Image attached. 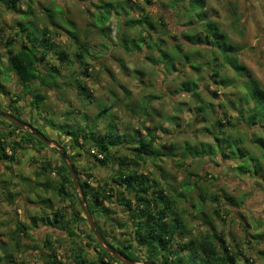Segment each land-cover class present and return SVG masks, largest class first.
<instances>
[{
	"label": "rangeland",
	"instance_id": "rangeland-1",
	"mask_svg": "<svg viewBox=\"0 0 264 264\" xmlns=\"http://www.w3.org/2000/svg\"><path fill=\"white\" fill-rule=\"evenodd\" d=\"M205 1L207 18L218 23L222 33L227 36L229 46L236 51L235 57L238 63L246 68L248 74L264 89V0ZM170 2L171 0H163V3L154 0L151 5L137 2L154 21H157L161 15H166L165 27L158 26L157 31L151 33L153 40L164 42L166 51L173 50L179 42L175 39L181 40L187 31L201 33V25L199 23L188 25V18L184 15L178 17L177 12L170 8ZM53 3L60 4L64 8L67 17L75 23L82 39L85 35L88 36L89 49L92 53L88 61L92 68L89 71L91 77L84 83L89 87L93 99L90 103L83 97H79L77 91L69 84L70 80L63 81V83L60 82V89L47 92L45 104L39 112L34 111V115L43 124L54 122L59 125V130L55 126L53 128L48 125L49 135L54 136L63 147H69L68 152L72 155L70 157L78 163L68 159L71 163H75L80 182L88 181L94 189L103 181L111 182L116 175V166L101 167L94 158L95 151L91 150L87 153L88 148L80 151L82 156H77L79 150L70 148L71 143L62 132L66 129L62 126L69 121L76 120L77 123L76 121L75 123L81 128L86 125L92 127L96 125L97 130L102 132L108 121L113 119L119 127L118 133L125 129L131 133L139 129L144 135L146 131L142 127L143 124L145 127H158V146L176 143L177 146L184 147L187 142L191 144L210 142V136L203 130L204 124L195 117L193 109L196 101L189 94L177 93V91L185 81L197 82L201 87L204 101H211L216 111L224 110L222 107L226 103L225 99L228 100L232 94L236 93L238 84L235 82L224 90L223 85L214 83L212 78L214 71L222 70V77L228 76L230 79L237 80L238 78L231 65L224 60L226 59L224 50L227 46L223 37L219 39L221 46L216 47L215 53L210 49L211 45L208 49V46L202 43L197 46H187L183 43V52L189 55L195 54L196 58L191 63L199 70L193 69L191 64H182L180 59L177 60L175 68L171 69L166 64L148 60L152 57L157 61L160 52L150 50L146 44L129 49L120 46L118 36L120 25L115 17H112L108 24L111 28L109 38L100 35L99 31L91 26L94 22L95 9L91 8L92 4L89 0H39L35 9L37 16L43 12L44 5ZM180 5L184 7L185 2H181ZM20 7L23 11L27 10V0H22ZM132 13L135 18L143 15L136 6ZM24 18L0 8V83L4 84L6 93L18 89L17 92L21 96L19 103L24 108L28 106L30 108L31 96L22 95V88L18 85L17 77L9 71L7 64L9 50L13 48L11 42L14 44L21 40L18 23L25 22ZM60 33L58 44L71 55L75 48L71 43L73 40L65 30H61ZM215 89L217 91L220 89L218 98L211 95ZM32 93L35 94L36 91ZM235 100L239 101V99ZM107 107L111 108L107 117L97 119V115ZM140 107H145V113L149 116L139 113ZM29 108L24 111L32 115V107ZM130 108L137 110L138 114H132ZM82 115H87L86 122L80 121ZM230 115L236 117V120H232V124H237L239 115L237 113H230ZM173 118H176V121H173ZM227 129L230 133L239 132L245 140L254 134H261L255 128L247 129L245 125L237 126V128L231 125ZM42 132L45 133V130L42 129ZM234 137L237 136L234 135ZM220 144L223 142L220 141ZM245 148L248 149L247 146ZM249 149L254 151L252 148ZM203 150L207 152L209 148L205 147ZM254 153L258 154L256 150ZM123 154L129 157L126 153ZM187 159L186 166H180L177 160L164 159V162L158 163L162 169L156 168L150 160H147L139 171L151 180H158L161 187L166 188L167 193L168 188L175 191L171 195L170 192L168 194L171 197L175 196L173 198L177 201L178 211L182 214L181 219L188 227L189 234L196 237L203 236L206 232L217 234L218 237H224L232 243L235 251L242 250L245 258L247 257L250 262L264 264V242L255 244L253 239L256 235L264 236V182L251 176H237L232 165L219 160V165L208 160L199 162L200 160H193L190 153ZM26 163L27 158H23L18 167L16 163H8L7 166H11L13 172L0 175V264H47L50 251L45 246V242L49 240V246L54 249L58 259L64 264H75L73 253L81 249L87 264H102L95 242L89 238L91 231L80 206L79 193L74 192L69 186L67 190L70 197L59 196L54 187L44 189L39 186L36 190L29 192L19 178L15 177L20 167H22L20 176L23 180L32 177L31 171L24 168ZM88 174H91L93 178L87 179ZM190 174L200 175V178ZM186 183H190L197 194L201 193L202 188L207 189L212 195L223 197L230 194L236 197L238 204L243 202V205L241 207L225 206L228 203L222 198L223 204L207 202L196 209L194 200L176 197L184 193L183 186ZM58 184L59 181H56L53 186ZM87 204L88 206L92 204L91 199L87 201ZM69 205L70 208H68ZM102 207L108 211H119L118 215L109 214V217L115 219V223H122L121 219L125 215L122 207L116 208V205L108 202L103 203ZM62 208L66 209L62 227L71 228L74 234L78 235L75 238L70 237L65 230L53 228L50 225L56 211ZM216 212H219V216ZM73 214H78L77 224L72 222ZM93 219L107 236L108 242L105 240L107 243L112 242L113 239L118 242L129 239L128 230L119 229L115 225L113 228L103 213H98ZM68 222H70L69 225ZM18 225L27 227L29 236L21 234L17 248L12 235ZM7 255L13 258L5 260L4 257ZM139 255V258L135 257V259L139 262H148L145 251L140 252ZM241 260L244 261V257Z\"/></svg>",
	"mask_w": 264,
	"mask_h": 264
},
{
	"label": "trees",
	"instance_id": "trees-1",
	"mask_svg": "<svg viewBox=\"0 0 264 264\" xmlns=\"http://www.w3.org/2000/svg\"><path fill=\"white\" fill-rule=\"evenodd\" d=\"M89 1L92 4L91 8L95 9L94 22L91 26L97 29L100 35L109 38L111 28L108 24L110 19L115 17L120 25L118 33L120 46L129 49L146 44L150 50L160 52L157 61L152 57L148 60L166 64L171 69L175 68L177 60L180 59L182 64H191L193 69L199 70L191 63L196 58L195 54L189 55L187 52H183V43L187 46H197L202 43V45L208 46V49L211 45L212 48L210 47V49L215 53L217 52L216 47L220 48L221 46L219 39L223 37L226 41L225 46H227L224 50L226 57L224 60L228 65H231L238 78L237 80L230 79L228 76L222 77V70L214 71L212 77L214 83L223 85L224 90L227 89L228 85L230 86L235 82L238 84L236 85V93L232 94L228 100L225 99L226 103L223 104L222 109L224 110L222 112L216 111L211 101H204L201 87L197 82L188 80L178 88L177 93H187L196 101L193 109L195 117L204 124L203 130L210 136V142L202 141L198 144L187 142L184 147H179L176 143L158 146V127L150 128L143 124L142 127L146 131L145 135L139 129L132 130V133L125 129L118 133L119 127L113 119L108 121L102 132L97 130L96 125L93 127L86 125V127L81 128L76 124V120V123L69 121L62 126L66 127L62 132L71 143L70 148L79 150L77 156H82L80 151L88 148L87 153H90L91 150L95 151L94 158L101 167L116 166V175L113 176L112 181H103L95 189L90 186L88 181H81L87 201L91 199L92 202L89 204L92 216L103 213L113 228L116 226L119 229L128 230L129 239L123 242L113 239L112 242L108 243L109 246L123 257L134 262H139L137 259L140 252L144 253L145 251L148 256L146 260L156 264H255L254 261L250 262L247 257L245 258L242 250L235 251L232 243L224 237H218L217 234L211 232H206L205 235L199 237L189 234L188 227L181 219L182 214L178 211L177 201L173 198L175 196H170L175 191L168 188L169 195V192L167 193L166 188L161 187L158 180H151L141 174L139 169L147 160H150L156 168L160 169L162 167L158 163L164 162V159L177 160L180 166H186L187 156L190 153L194 158L193 160H200L199 162L208 160L218 165L220 164L219 161L227 163L234 167L233 170L237 176H251L264 182V89L258 81L248 74L246 68L238 63L235 57L236 51L232 46H229L227 36L222 33L218 23L207 18L205 0H187V2L186 0H171L169 6L177 12V16L182 17L181 15H184L188 18V25L199 23L201 33L187 31L181 40L175 39L179 42L170 51L164 49L163 41L151 38L152 31H157L158 26L165 27L166 15L163 14L157 21H154L148 13H145V9L137 4L138 1H141L151 5L154 0ZM157 1L163 3V0ZM21 2L22 0H0V8L25 17V22L20 21L18 23L22 34H19L21 40L14 44L11 42L13 48L9 50L7 64L9 71L17 77L18 85L22 88V95L29 94L31 96L30 106L33 111L39 112L47 100V92L60 89V82H67V80H70L69 84L77 91L79 97H83L91 103L93 98L90 89L84 83L91 77L89 71L92 68L88 61L92 55L89 49L88 36L85 35L83 39L81 38L75 23L67 17V13L60 4L44 5L43 12L37 16L35 9L39 0H27L28 7L25 11L20 7ZM181 2H185L184 7L180 5ZM134 6L142 11L143 15L135 18L132 13ZM61 30H65L73 40L71 43L75 48L73 47L74 51L71 55L58 44ZM0 88L5 92L1 83ZM34 90L36 91L35 94L32 93ZM219 91L220 89L218 91L215 89L211 93L212 97L218 98ZM16 97L21 99V96L17 94ZM235 99H239V101L236 102ZM109 110L111 108H105L103 112L101 111L97 115V119L106 118ZM139 111V113L149 116L145 113V107H140ZM130 112L134 115L138 114L137 110L133 108H130ZM230 113L239 115L237 124H232V120H236V117L231 116ZM82 120L86 122L87 115H82L80 121ZM172 120L176 121V118ZM48 125L53 128L55 126L59 130V125L54 122H49ZM231 125L235 128L245 125L247 129L255 128L261 134H254L245 140L239 132L230 133L228 131L227 128ZM234 135L237 137L235 138ZM220 136L222 137L220 138ZM6 141L7 136L1 135L0 145L4 153L6 146H10V144L7 145ZM34 141H37L34 136L23 137L20 143H14L15 146L12 147V150L17 153L22 144L34 145ZM220 141L223 144H220ZM246 146L248 149L245 148ZM205 147L209 148L207 152L203 150ZM249 148L254 149V151L252 152ZM66 150L65 148V155L70 158ZM255 150L258 154L254 153ZM123 153L129 157L124 156ZM10 160L14 161V158ZM58 172L61 180L57 186L55 185L56 187L51 185L50 188L54 187L59 196L70 197L67 186L71 187L74 192L76 189L64 163ZM190 176L200 178V175L190 174ZM92 178L91 174L87 175V179ZM183 188L184 193L176 197H182L189 201L194 200L196 209H199L202 203L214 201L220 204L222 198L228 203L225 206L241 207L243 205V202L238 204L236 197L230 194L223 197L222 195H212L204 188L200 189L201 193L197 194L190 183H186ZM105 202L125 210L121 224L115 223V219L109 217V214L118 215L119 211L104 210L102 206ZM65 212V208L56 211L50 225L53 228L65 230L70 237L75 238L78 235H75L71 228L64 229L62 227ZM216 214L219 216V212ZM77 218L78 214H73V224H77ZM35 223L34 221V225ZM95 223L100 235L108 242L107 236L100 230L97 222ZM67 224L69 225L70 222ZM23 233L29 236L27 227L18 225L14 235H12L17 248L19 246L17 243ZM89 238L95 242L100 263L110 264V262L116 261L113 255L101 247L92 232H90ZM253 239L255 244L264 242L263 235H256ZM49 241L45 242V246L50 251L47 264H64L58 259L54 249L49 246ZM140 248L141 250H139ZM242 257H244V261L241 260ZM4 258L8 260L13 257L7 255ZM73 262L75 264H87L82 249L73 253Z\"/></svg>",
	"mask_w": 264,
	"mask_h": 264
},
{
	"label": "flooded vegetation",
	"instance_id": "flooded-vegetation-1",
	"mask_svg": "<svg viewBox=\"0 0 264 264\" xmlns=\"http://www.w3.org/2000/svg\"><path fill=\"white\" fill-rule=\"evenodd\" d=\"M2 85L4 86V84ZM17 90L18 89H15L13 90V92L11 91L6 93V90L4 92L2 88H0V100H1L0 111L18 119L23 124H25L27 128L26 129L19 128L18 126L14 125L12 122L0 117V136L1 135L7 136V141H6L7 145L10 144V146H6L5 153L0 145V175H7V173H9L10 171L13 172L11 166H7L8 163L11 164L16 163L17 167L20 166L21 160L23 158H27L28 156L27 152L29 151L30 156L28 157L27 163L24 168H27L31 171L32 177L25 178L24 180L30 182L31 185H33L34 188L32 190H36L39 186L43 187L44 189H49L50 186L51 185L53 186L56 181L60 182L61 180L60 177L58 176L59 175L58 171L63 163L60 152L62 151L63 154L65 155L64 150L65 148L68 150L69 147H63L54 136L52 137L49 135L48 124L47 123L43 124L40 120H37L35 118L34 115L35 113L33 111V108L31 109V107L29 108V106L24 108L23 105L19 103L20 99L16 97V94L19 96L20 94L17 92ZM27 108L32 110V115L24 111ZM28 127H33L37 131L41 132L44 135V137L47 139V141L50 143V145H47L39 138L31 134ZM42 129L45 130V133L42 132ZM30 136H34L37 140L33 142L34 145L22 144V147L18 148L17 153H14L12 150V147L15 146L14 143L16 142L20 143L23 137L30 138ZM67 150L66 153L69 155V157L72 156L69 154ZM24 151L26 152L23 153ZM65 157L69 161L66 155ZM11 158H14V161H11L10 160ZM70 160H72L73 162L75 161L74 159H72V157H70ZM75 163H78V161H75ZM75 163H72L73 167H76ZM19 174L21 175L20 169L18 173L16 172L15 177L18 178ZM43 183L45 184L43 185ZM115 262H117V260L114 261L113 264ZM118 263L123 264L121 262Z\"/></svg>",
	"mask_w": 264,
	"mask_h": 264
},
{
	"label": "water",
	"instance_id": "water-1",
	"mask_svg": "<svg viewBox=\"0 0 264 264\" xmlns=\"http://www.w3.org/2000/svg\"><path fill=\"white\" fill-rule=\"evenodd\" d=\"M0 117L12 122L14 125L18 126L19 128H22V129L27 128L25 124H23L21 121H19L18 119L14 118L13 116H11L9 114H6V113L0 111ZM28 128H29L31 134H33L35 137L39 138L41 141H43L47 145H50V143L47 141V139L44 137V135L41 132L37 131L33 127H28ZM25 152L26 151H24L23 153H25ZM27 153H28V156H27V159H28V157L30 156V152L28 151ZM60 155H61L63 163L65 164V166L67 167V169L69 171L73 185H74L76 191L79 193L80 206H81L82 212L84 213L85 220L88 223L90 231L93 233V235L95 236L96 240L99 242L101 247L104 248L108 253H110L111 255H113L115 257L117 262H115L114 264H118V262H121L123 264H156V263H152V262H133V261L123 257L122 255H120L118 252H116L114 249H112L109 246V244L105 241V239L100 235V233H99V231L95 225L93 216H92L90 209H89V206L87 204V198L85 196L82 185L79 182L76 170L74 169L72 163L66 159V157L62 151L60 152ZM21 169H22V167H20V170ZM18 178L21 181V183L27 187L28 191L31 192V190L34 188L33 185H31L30 182L23 180L21 178L20 174H19Z\"/></svg>",
	"mask_w": 264,
	"mask_h": 264
},
{
	"label": "built area",
	"instance_id": "built-area-1",
	"mask_svg": "<svg viewBox=\"0 0 264 264\" xmlns=\"http://www.w3.org/2000/svg\"><path fill=\"white\" fill-rule=\"evenodd\" d=\"M101 157V156H100Z\"/></svg>",
	"mask_w": 264,
	"mask_h": 264
}]
</instances>
